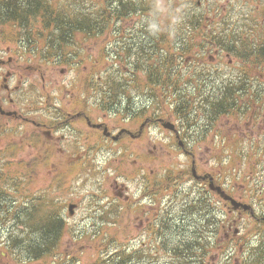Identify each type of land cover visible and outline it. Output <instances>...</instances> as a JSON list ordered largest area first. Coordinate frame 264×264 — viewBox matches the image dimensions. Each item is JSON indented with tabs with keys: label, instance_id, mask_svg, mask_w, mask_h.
Here are the masks:
<instances>
[{
	"label": "rangeland",
	"instance_id": "374dc122",
	"mask_svg": "<svg viewBox=\"0 0 264 264\" xmlns=\"http://www.w3.org/2000/svg\"><path fill=\"white\" fill-rule=\"evenodd\" d=\"M159 1L168 6V0H155V4ZM226 1L209 0L206 4L210 7L224 6ZM203 9L208 11L213 8ZM233 9L236 11V8ZM242 10L252 18L248 10L237 9ZM262 10L264 11V8ZM164 17L163 14L158 19H165ZM242 19L237 14L236 20ZM141 20L144 19H133L124 26L114 20V25L118 26L114 32L116 36L110 37L105 44L113 38L114 42L117 40L119 47L126 42V35L131 28L136 24L140 26L138 21ZM6 24L0 22V41L7 34L4 26ZM235 24L237 27L246 24L242 30L244 33L248 32V22ZM255 24L259 23L254 20L253 25ZM233 31H236V27ZM111 32L112 25L110 35ZM100 37L101 35L97 38L76 36L73 39L76 45L69 46L71 59L67 63H58L55 59L53 66L42 67L34 60L30 61L28 64L33 72L31 76L38 84L39 90L42 88V78L44 85L40 91L42 94H35L32 100H40L39 96L46 101L83 100L85 94L80 95L78 92L84 75L89 71H94L97 75L100 69L110 67L113 61L108 59L102 62L99 70L92 68L89 63L88 56L97 59L101 54L107 37L99 39ZM0 49L13 51L3 56L4 61L17 50L26 51L28 58L32 57L30 48L14 45L7 47L0 43ZM2 54L4 52L1 51L0 57ZM115 64H118L124 75L128 69L125 63ZM260 70L261 68L254 70V73L262 82L260 87H264V73L259 72ZM233 72L234 69H230L223 74L232 76ZM2 74L0 65V97H5L1 88ZM98 74L102 76L103 72ZM221 78H224V75ZM219 82L216 81L212 86H217ZM240 88L242 85H236V90ZM129 93L136 98V104L131 106L125 115L117 111L103 113L96 108L93 112L94 119L104 121L113 133L120 128L138 131L144 117L135 123L130 118L141 108L140 97L132 88L128 90L127 95ZM123 100H126V97ZM3 108L5 109L4 106ZM163 114V120L174 123L176 129L182 131L183 136L187 138L185 142L194 150L193 158L196 160L198 173L215 176L217 182L233 192L235 198L250 204L256 214L255 218L261 216L260 219L263 220L261 228L249 215H231L221 202L214 203L218 199L213 195L206 196L208 201L202 203V206L205 205L202 209L187 210L190 199L186 191L195 185L191 178L186 182L185 173L189 172V162L173 139V133L158 123L147 124L140 139L126 138L119 144H114L106 142L102 135L100 138H88L89 135H84L80 141L54 140L61 135L67 136L66 133H57L48 141L49 136L45 131H38L30 124L22 126L3 118L0 119L3 131L0 134V169L7 173L10 171L11 176H19L24 167H27V170L19 181V189L14 190L12 183L8 182L4 186L7 200L2 202L1 206L19 208L20 214L14 220L0 223V264H93L100 258L111 257L113 261L118 260L122 254L126 257L122 264H180L182 261L188 264L242 263L243 258L249 255V249L260 244V239L264 241L258 232L260 230L262 233L261 229H264V125L257 123L253 126L244 121V124L238 126L236 117H222L212 129L205 127L202 121L194 127L187 126L184 129V125L183 128L179 126L174 116L167 118L170 115ZM182 124L186 123L182 121ZM78 128L80 132H91L81 126ZM34 132L40 140L37 144H34ZM71 135L77 134L72 132ZM180 137L183 141L182 135ZM75 163H81L83 167L70 170L71 164ZM89 164L91 165L87 166ZM14 172L15 175L12 174ZM150 173V180L160 179L163 185L159 188V199L155 204L151 198H142V193H147L150 188L144 187L145 177ZM178 174H182L184 181L180 184L181 187L174 191L176 182L169 184L166 177L174 179ZM19 192H22L21 197L18 196ZM23 192H27L26 198L22 197ZM42 198L46 202L43 204V210L60 213L65 227L61 230V238L53 253L45 254L37 260L26 251L31 240L28 231L30 217L22 207H31L33 202ZM159 200L161 207L157 214L160 222L166 225L163 230L157 221L155 228L159 229V234L153 236L152 230L146 229V225L152 227L151 223H147V219L152 222V217L157 215L152 216V211ZM69 203L77 205L72 217L67 215ZM208 205H215L219 209L211 215L212 226H206L202 218V212ZM234 220L232 230L237 228L239 235L233 238L234 241L230 240L232 242H223L224 232L217 227V222L227 224ZM199 230H205L201 240L206 250L204 258L197 259L190 255L185 260L178 259L173 248L197 240ZM10 252L18 255L21 261L16 263L8 256ZM138 254L146 256L138 258ZM252 263L253 259L250 264Z\"/></svg>",
	"mask_w": 264,
	"mask_h": 264
},
{
	"label": "trees",
	"instance_id": "16d2710c",
	"mask_svg": "<svg viewBox=\"0 0 264 264\" xmlns=\"http://www.w3.org/2000/svg\"><path fill=\"white\" fill-rule=\"evenodd\" d=\"M75 3V0H0V9L4 8L6 11V18L0 15V21L11 22L18 26L21 24L25 26L27 22V26H30V22L40 23L47 34V43L51 42L59 50L66 48L70 40L77 35L76 33L88 36L95 34V38L99 35L107 36L108 32L105 31L110 29L109 23L112 20L129 21L143 18V29L137 34L138 37L130 39L127 34L126 42L114 52V57L119 62H124L131 70L132 78L136 82L134 89L147 98L141 108L145 113L152 111L159 116L163 113L168 115L176 113L180 118V125L184 127H189L190 123L196 126L198 121H202L205 127L212 128L222 117L231 115L234 111L236 117L242 119L255 107L263 109L264 92L230 91L229 88L236 86V81L221 84L224 89L217 90L214 87L208 88L204 84L192 90L184 88V68L188 64L191 63L190 68L205 71L202 64L199 66L193 64L197 57L204 59V55L199 50L202 44L199 40L204 37L200 31L202 22L205 21L202 16L193 12L185 15V11L178 14L173 10L175 23L173 28H170L169 15L165 21L166 25L158 21L156 10L151 7L154 3L152 0H139L138 3L136 0H102L100 5H94L92 2L81 3L78 7L97 8L91 11L75 8ZM110 6L113 9L112 16L109 9L107 10ZM161 9H168L169 12L172 10V8ZM152 16H155L154 20ZM118 33L120 34V31ZM215 33L218 38L221 37L218 31ZM234 44H236L235 35L226 38L225 42H217L221 50L236 57ZM242 46L248 47L245 42ZM254 58V65L259 68L262 64L264 69V45L259 49L257 56L254 54ZM118 77H122L120 68L117 71V79L110 75L104 80L97 77V100L103 109H107L112 102L119 107L123 105V109H129L131 106L129 95L123 103L119 93L121 88L119 81L125 88H130L129 83ZM141 77L149 82L150 89L147 92L142 86ZM205 77L210 79L209 76ZM181 121L187 123L182 124ZM5 193L1 186L0 196L3 198ZM29 216L31 217L28 231L31 240L26 251L31 253L34 259H41L43 255L53 253L61 238V230L64 229L65 222L59 215L49 214L38 206L34 207ZM15 217L9 206L0 207V223ZM195 251L197 246L191 244L176 245L173 248L174 255L183 260L193 255ZM138 257L141 258L143 255ZM122 261H126L123 254L118 262L102 259L95 264H122Z\"/></svg>",
	"mask_w": 264,
	"mask_h": 264
},
{
	"label": "flooded vegetation",
	"instance_id": "af4514ba",
	"mask_svg": "<svg viewBox=\"0 0 264 264\" xmlns=\"http://www.w3.org/2000/svg\"><path fill=\"white\" fill-rule=\"evenodd\" d=\"M263 4H264V0H236V7H232L231 5H224L221 6V8H236V10L238 8H255V11L259 12L261 8H264ZM261 14H263V12H261ZM259 25L264 26V17L260 19ZM12 75L14 80H11L12 83L11 88L9 89V87L6 84H3L2 88L5 91H7L8 97L14 95L15 98H10L9 100L0 99V107L2 108L3 106L4 107L7 106L10 109L8 111L13 113L11 116H8L11 118L10 120L12 122H18V121H21L23 123L30 122L31 124L34 125L36 130L45 131L47 133V136H49V138H51L50 133L55 130H66L67 135L71 134L72 132L80 133L81 130L75 125L74 119L76 117L80 122L85 121V125L90 128V126H88L86 122L88 118L87 117L88 113L85 110V107H83V109L81 108L83 105L89 104V101H84V102L59 101L56 103H48L47 101L45 102L38 101L37 103H35V101L33 100H27L29 94L25 88V85H27V83L30 81L29 78L25 75L19 79L18 73L15 71H12ZM1 116L6 117L5 115H1ZM48 119L55 120L56 123L49 125L47 122H43V121H47ZM61 138L65 139L64 136ZM188 153L191 155V158L194 157L193 150L190 149ZM193 183L195 184L196 188L191 190L190 193L191 199H193L194 196L196 195L208 196V194L216 197L215 191L212 192L208 191L206 187V184H208L207 179L204 181L201 179L196 180V182ZM228 193L234 195L233 192L231 191H228ZM146 196L148 198L153 199V204H155L156 200L159 199V187L154 184L153 188L147 191ZM218 201L220 200L218 199ZM221 203L222 206H225L224 202ZM159 211H160V200L156 206H153L152 216L157 214ZM234 223L235 222H233L227 227L226 236H228V233L232 230V226H234Z\"/></svg>",
	"mask_w": 264,
	"mask_h": 264
},
{
	"label": "water",
	"instance_id": "95a60500",
	"mask_svg": "<svg viewBox=\"0 0 264 264\" xmlns=\"http://www.w3.org/2000/svg\"><path fill=\"white\" fill-rule=\"evenodd\" d=\"M164 127L169 128L171 130L174 129V126L172 124H170V123H165ZM104 133L106 134V129L104 130ZM211 187H212V185H211ZM218 192L220 193L221 197H223L225 200L230 201V203H231V205H232V207L234 209H237L238 207H242L244 210L248 209V206L236 202L234 199H232L231 197L227 196L223 191L218 190ZM73 208H74V205H69L70 214L72 213Z\"/></svg>",
	"mask_w": 264,
	"mask_h": 264
}]
</instances>
